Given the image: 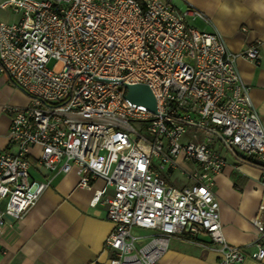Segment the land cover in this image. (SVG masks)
Returning a JSON list of instances; mask_svg holds the SVG:
<instances>
[{
  "label": "built area",
  "instance_id": "2783aa9c",
  "mask_svg": "<svg viewBox=\"0 0 264 264\" xmlns=\"http://www.w3.org/2000/svg\"><path fill=\"white\" fill-rule=\"evenodd\" d=\"M0 9L18 15L0 21V73L27 98L23 108H4L11 122L9 149L0 150V236L51 181L33 179L31 169L75 170L77 187L92 191L89 205L105 204L113 224L106 264H157L187 227L221 245L220 264L242 263L221 232L212 188L225 160L214 145L258 167L264 187V127L235 65L257 61L258 48L230 52L220 33L189 23L209 26L206 15L172 0H5ZM123 84L148 86L156 113L128 102ZM187 128L221 139L208 132L182 141ZM174 171L181 188L166 181ZM94 180L104 186L93 189ZM256 247L252 256L264 259Z\"/></svg>",
  "mask_w": 264,
  "mask_h": 264
},
{
  "label": "crops",
  "instance_id": "0c3cea01",
  "mask_svg": "<svg viewBox=\"0 0 264 264\" xmlns=\"http://www.w3.org/2000/svg\"><path fill=\"white\" fill-rule=\"evenodd\" d=\"M172 2L180 10L190 6L206 15L211 22L209 26L198 21L189 23L200 30L220 33L230 52L241 53L251 45L258 48L257 61L237 58L235 65L241 80L251 88L250 98L264 127V0ZM17 19L18 15L11 10L0 9V21L12 23ZM26 105V96L7 75L0 73V150L9 149L11 117L5 106ZM219 154L225 165L215 176L212 192L219 204L224 241L244 254L240 264H264V259L252 256L257 244L264 247V236L257 235L264 228L261 170L230 152L228 158ZM30 173L35 180L44 181L49 176L51 181L23 219L1 234L0 264H106L111 253L105 250L104 242L113 228L106 205H89L92 191L77 187L79 176L75 170L65 175L33 169ZM91 185L93 189H101L104 183L94 180ZM221 258L220 244L212 242L202 229L192 232L187 228L183 234L169 239L157 264H220Z\"/></svg>",
  "mask_w": 264,
  "mask_h": 264
},
{
  "label": "water",
  "instance_id": "95a60500",
  "mask_svg": "<svg viewBox=\"0 0 264 264\" xmlns=\"http://www.w3.org/2000/svg\"><path fill=\"white\" fill-rule=\"evenodd\" d=\"M122 87L125 90L124 97L128 102L136 105H141L144 108H146V110L150 113L153 114L156 113V101L148 86L143 84H135V85L123 84ZM195 127L200 128L196 125ZM201 129L210 132L216 135L217 137H219V139H221L216 131L209 128H201Z\"/></svg>",
  "mask_w": 264,
  "mask_h": 264
},
{
  "label": "rangeland",
  "instance_id": "374dc122",
  "mask_svg": "<svg viewBox=\"0 0 264 264\" xmlns=\"http://www.w3.org/2000/svg\"><path fill=\"white\" fill-rule=\"evenodd\" d=\"M51 65L52 62L49 64V67H51ZM209 135L210 133L201 129L187 128L185 133L183 134L182 141L191 140L193 142H201L203 140H206ZM214 147L216 151H218L219 153L221 152V154L226 158L230 156L229 152L223 145L216 144ZM166 181L168 184L176 188H181L186 183L184 178L176 171H174L170 176H167Z\"/></svg>",
  "mask_w": 264,
  "mask_h": 264
}]
</instances>
